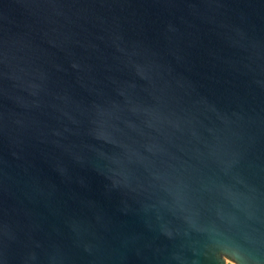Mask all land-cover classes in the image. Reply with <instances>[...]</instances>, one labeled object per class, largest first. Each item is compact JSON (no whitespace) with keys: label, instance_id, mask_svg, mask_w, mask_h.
<instances>
[{"label":"water","instance_id":"1","mask_svg":"<svg viewBox=\"0 0 264 264\" xmlns=\"http://www.w3.org/2000/svg\"><path fill=\"white\" fill-rule=\"evenodd\" d=\"M264 264V0H0V264Z\"/></svg>","mask_w":264,"mask_h":264},{"label":"rangeland","instance_id":"2","mask_svg":"<svg viewBox=\"0 0 264 264\" xmlns=\"http://www.w3.org/2000/svg\"><path fill=\"white\" fill-rule=\"evenodd\" d=\"M227 264H236L234 261H232L231 259H227Z\"/></svg>","mask_w":264,"mask_h":264}]
</instances>
